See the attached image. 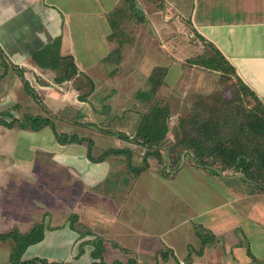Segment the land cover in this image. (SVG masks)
Segmentation results:
<instances>
[{
	"label": "crops",
	"instance_id": "crops-1",
	"mask_svg": "<svg viewBox=\"0 0 264 264\" xmlns=\"http://www.w3.org/2000/svg\"><path fill=\"white\" fill-rule=\"evenodd\" d=\"M159 1V9L154 5V1L152 9L147 10L140 0H0V66L3 68L0 70V77L10 69L20 79V85L25 88L18 89L12 99L4 87L0 86V110L20 108V100L31 99L48 116H51V113L55 116L57 114V119L69 124L92 122L90 119L93 112L94 126L99 127L105 120L101 103H108V109L112 110L118 105L120 93L133 94L139 104L146 101L138 93L147 90L145 80L150 71L158 66L155 63L157 56L161 59L164 55L162 47L166 44L176 51H171L165 56L169 57L171 62L179 61L176 31L178 27L186 25L199 40L202 49L206 44H211L221 52L234 67L236 76L264 105V0H190L189 7L183 6L185 3H182V0ZM165 2L169 4L168 9H165ZM151 30L154 33H151ZM196 33L204 40H200ZM64 57L72 58L77 70L70 78L58 80L65 69L66 60L62 59ZM152 63L155 65L148 71ZM54 85L61 87L62 91L57 90ZM28 88L29 95L26 93ZM59 112L61 113L58 114ZM107 118L112 123L113 116ZM4 119L9 121L12 117L7 116ZM129 119L131 124L136 121L133 115H129ZM46 129L47 126L32 130L16 124L13 127L0 124L1 155L11 158L13 154L16 158H22L25 151L17 152V144L29 143V148L39 146L43 157L39 165L40 170L50 176L47 177L48 183L52 177L59 176L57 182L63 191L66 190L65 196L67 182L71 180L77 196L81 190L91 203L92 196L87 193L90 192L91 183H103L111 172L134 174L129 165H141L140 156L144 155V148L135 142L130 134H127V139L123 138L124 141L119 135L113 136L116 145L112 147L130 150L129 160L126 153H119L109 154L99 161L94 158L109 148L94 155L93 145L88 150L87 142L60 144L54 131ZM36 135L40 137L39 143L34 141ZM28 139L33 140L29 142ZM56 145L60 154L58 156L62 159L59 163L53 161L51 156ZM44 147L50 148V152L45 151ZM33 156V150L26 152V158L32 159ZM147 161L150 163L148 158ZM75 163H80L82 168H77ZM149 167L134 174L131 182H128L129 185L124 186V192H109V195L114 193V197L110 199L120 205L114 210L118 213L116 217L113 210H109L113 215L105 217L104 220L110 222L109 225L103 220L94 222L95 228H105L104 234L108 237V240H104L100 235L93 237L94 240H102L101 257L92 256L95 246L89 241L93 238L80 235L67 221L62 225H50L48 217L49 224L43 222L44 237L29 245L21 259L41 258L51 264H113L119 253L125 252L122 264H240L238 260L228 258V251L223 250V247L227 246L226 243H229L232 249L246 247V254L249 249L254 258V249H264V230L261 228L264 227V196L244 194L239 189L242 184H227L226 179L209 171L207 174L203 168L190 167L189 173L207 176V189L203 186L204 201H210L209 192L216 190L227 199L219 204H210L199 214L195 212L191 215L202 218L195 223L206 220L211 224L218 217V228L223 227L232 232L225 241H220L221 238L219 239L216 233L210 232L203 244L196 233L195 223L187 224V229L182 231L186 219L170 223L173 213L161 212V206L167 203L172 189L170 184L164 182L167 177L152 171V177L155 178L151 184L153 190L148 197L143 198L144 202H139L142 197L140 191H134V187L138 184L141 173ZM30 172L32 171L25 173ZM212 177L214 181L211 180ZM47 187L51 188V183L45 188ZM182 195L184 196V193ZM52 196L54 197V193ZM102 201L98 204L102 203L104 206ZM183 202L187 208V202ZM63 203L64 201L60 205ZM98 204L94 202V206L88 207V212H95ZM0 205L3 203L0 202ZM110 205H114L113 202ZM233 206L238 215L235 218L232 214ZM38 208L34 212L46 219L50 209ZM106 209L108 210L107 207ZM0 211V224L4 225L0 232L17 228H21V233L30 230L29 227L33 224L30 219L33 217L23 216L25 213H31L28 210L25 212L20 208L13 212L10 209L11 214L18 212V215L14 214L12 218L7 216L6 206ZM240 221L241 229L237 227ZM229 222H235L236 225L227 227ZM25 228L29 229L23 230ZM113 228H122L124 236L132 232L133 242L127 241L123 244L115 239L116 235L114 239L107 236ZM241 233L246 238L240 239ZM80 239L82 240L79 241ZM0 243V251L3 249L7 254L6 260H0V264H8L11 242L6 240ZM0 254L4 253L1 251Z\"/></svg>",
	"mask_w": 264,
	"mask_h": 264
},
{
	"label": "rangeland",
	"instance_id": "rangeland-1",
	"mask_svg": "<svg viewBox=\"0 0 264 264\" xmlns=\"http://www.w3.org/2000/svg\"><path fill=\"white\" fill-rule=\"evenodd\" d=\"M140 1L143 5H145L147 10L152 9L151 6L154 1V5H156L157 9L160 7L159 0ZM165 3V9H168L169 4L167 2ZM182 3H185L183 6L189 7L188 3L191 2L190 0H182ZM151 33H154V31L151 30ZM176 36V46L179 50V61L171 62L169 57L165 56V54L169 55L171 51L175 52L176 50L164 44L165 46L162 47L164 50V55L161 57V59H159L157 56V59L155 60V63L162 67L161 70L166 69L165 73H163V78L160 77L161 72L157 70L153 82L149 80V77L145 80V87L147 90H149L152 86L151 84H155L159 79H162L161 84L156 88L151 99L139 104L137 101H135L133 94L120 93L118 105L114 103L116 106H114L112 110L108 109V103H101L103 112H105L104 119L107 122L109 119L107 117L113 116L112 123L109 120L106 123L104 120L103 125L100 124L101 126L99 127L94 126L93 112H91L92 117L90 119L92 122L84 121L82 124H69L68 122L60 121L57 119L56 115V118L51 117L53 125H47L46 130L55 131L57 133L67 131L70 134L75 133L78 136L82 135L93 138L92 153L97 155L116 145L115 138L113 136L118 135V132L124 133L126 135L130 134L134 137L137 124L139 123V114L147 112L149 108L155 104V102L161 103L162 105L166 104L169 107L170 115L167 120L168 132L166 139L163 142V146L164 148L172 149L173 152L177 154L180 151L181 155L176 157L172 156L174 160H171L169 154L165 152V149H162L158 156H148L147 158L150 160L148 166L150 167L141 173L140 180L138 184L135 185L134 191H140L142 198L139 199V202H144L143 198L148 197L150 192L153 190V185L151 184L154 183L155 178L152 177V171L159 173V175L162 177H167V180H164V182L170 184L172 189L169 192V199L167 203L161 206V212L169 211V213H173L170 223L176 220L183 221L186 219V225L181 229L183 231L187 229V224H192V222L195 223L196 221L202 219L201 217H191L193 213L197 212L199 214L200 211L205 210L208 205L219 204L226 198H224V195L217 190L215 192L210 190V201L203 200V186L207 189L208 179L206 178L207 176L203 174L200 175L199 173H189L190 167L196 165L191 154H189L190 151H186L187 149H184V146L178 144L177 138L182 136L179 118L196 112H202L204 115L208 116L209 114L215 113L217 111H223L224 114L228 112L234 114L238 111L240 112L239 118H243L249 110L256 107V103L246 91L239 89L237 79L235 78L234 74L230 73L229 70H215L201 65V62L199 61H201L202 57H208L213 54H211V51H203L204 49H202L201 43L195 36L192 35V32L187 25L186 27H178ZM199 54L201 55L199 56ZM155 63L149 65L148 71L153 68ZM1 69L3 68L0 66V70ZM3 75L4 76L0 77V86H3L10 97L14 99V95L17 93L18 89L23 90L24 87L20 85V79L15 73H13L12 70L7 69ZM92 79L94 80V77ZM26 93L29 95V91L27 92V89ZM19 104L20 108L1 109L0 115L4 118L7 116H11L12 118L17 117L20 120L23 119V116L26 115V113L38 116L46 115L45 111L41 107L37 106L31 99L20 100ZM109 111H111V114H109ZM129 115H133L134 120H136L134 121L135 123L131 124V122H129ZM95 127L98 130L94 129ZM39 138V135H36L34 141L39 143ZM120 139L124 141L123 138L120 137ZM32 140L33 139H28L29 142H32ZM17 148H19L17 150L19 153H21L20 150L25 151L24 155H22V158H16V156L13 154H11V158H9L10 156L1 155L0 151V202L3 203V205H0V209L3 206H6L7 216L10 218H12L14 214L18 215V212L11 214L10 209L13 212L14 210L20 208L24 209L25 212L28 210V212L31 213H25L23 216L25 218L30 216L33 217L30 219V221H33L32 226L41 222L49 224V220H47L49 217L50 225H62L64 221H67V223L72 225V227L75 228L80 235L84 234V236H87V238H93L94 235H100L104 237V240H108V237H105L104 234L106 232L105 228H95L94 222L97 220L105 221L104 219L107 217V215H113V212L110 213L109 210L114 211L119 207L120 204H117L115 200L112 201L110 199V197H114V193L109 195V192L115 190L124 192V186L129 185L134 174L131 172L122 174L120 171L111 172L108 177L105 178L103 183H91V186L89 187L90 192L87 193L92 196L93 201L89 203L88 201H90V199L87 198L85 193L83 194L81 190L77 196L76 189L74 185L71 184V180H68L69 182H67L68 188H66V196L64 195L66 190L63 191V189L58 185L57 181L59 180V176H51L52 179H50V182L48 183L47 177L50 176L47 175L46 172L41 171L39 166L40 161L43 159L42 155L40 154L41 151H39V146L34 145L29 148V143H22L21 145L17 144ZM43 149L50 152V148L44 147ZM28 150H33L34 156L32 159L26 158V152ZM57 150L58 149L56 145L55 150L51 152V156L53 157V161L59 163L62 162V159L59 158L58 155L60 154H58ZM29 154H32V152H29ZM175 155L176 154H174V156ZM49 156L50 155H48V157ZM182 156L183 162L181 163ZM140 157L141 163L144 158L142 155ZM74 165L77 168H82L80 163H75ZM167 166L171 167L170 173L167 172L169 170ZM71 170L72 169H70V171ZM28 171L32 172L26 174L25 172ZM203 171H205V169ZM205 172H207V170ZM225 172H227V175H231V171L228 170ZM240 178L241 177L228 178L227 176H224L223 179H226L227 184H231V182H236L237 186L242 184L241 188L239 187V189L244 194H258L259 196H264V191L258 190L254 184L251 182H246ZM211 180L214 181V178L212 177ZM50 183L51 188H45ZM170 185L168 186L170 187ZM53 193L54 197L52 196ZM183 193L184 196L182 195ZM94 195L96 196L94 197ZM59 196L61 197L58 198ZM70 196L71 198H69ZM101 200H103L102 202L104 206H102V203L98 204V202ZM184 200L187 202V208L183 205ZM58 201L60 203L64 201L63 205L57 203ZM94 202L98 204L97 210H95V212L94 210L88 212V207L94 206ZM112 202L114 205L111 206L110 204ZM243 204L245 205V202H243ZM17 206L19 208H17ZM38 207H42L44 210L48 208L50 209L49 216H46V219L43 218L42 215L38 214V212H34ZM211 207L212 206H210V208ZM114 212L116 217L118 213L116 211ZM232 214L234 218L238 216L235 213V206L232 207ZM105 222L107 225L110 223L107 221ZM99 223L102 224L101 222ZM262 224L264 225V223ZM194 225L196 231L204 235L208 236V233L210 232L214 234L216 233L217 237L219 239L221 238L220 241H225L227 236L232 233L230 230L223 227L218 228L220 227L218 217L214 223L210 224L208 221L204 220L200 223H195ZM235 225V222H229L227 227ZM260 225L261 224H259V226ZM3 226L4 225L0 224V229H3ZM237 227H239V229L242 228V221L238 222ZM29 228H25L23 230ZM261 228L264 230V227L261 226ZM17 229V231H20L19 229L21 228ZM124 233L125 232L122 230V228H113L112 232L107 236H110L112 239H114L113 237L116 235L115 239H118L119 242L123 244L127 243V241L133 242L131 237L132 232L127 233L126 236H124ZM239 238L244 239L246 237L243 233H241ZM81 240L82 239L79 241ZM6 244L10 246V244ZM225 245L227 246H224L223 250L228 251L226 255L229 256L228 258L230 260H238L240 264H264V249H254L256 255V258H254L251 256L252 254L247 255L248 252L246 254V247H240L239 249L234 247V249H232L229 243H226ZM1 248L2 244L0 243V249ZM1 251L4 254H0V260L5 261L7 254L6 252H3V249ZM118 256L119 257L116 258V261H113L114 263L112 262L113 264H122L121 262L125 259V252L119 253Z\"/></svg>",
	"mask_w": 264,
	"mask_h": 264
},
{
	"label": "trees",
	"instance_id": "trees-1",
	"mask_svg": "<svg viewBox=\"0 0 264 264\" xmlns=\"http://www.w3.org/2000/svg\"><path fill=\"white\" fill-rule=\"evenodd\" d=\"M196 35L200 40H204L199 34L196 33ZM203 51H211L213 55L208 56L210 58L202 57L201 61H199L201 65L215 70H229L237 79L239 89L246 91L253 98L256 107L249 110L243 118H239L240 112L238 111L234 114L230 112L224 114L223 111H217L208 116L202 112H196L187 114L185 117L182 116L179 118L182 136L177 138L178 144L184 146V149H187L186 151H190L189 154H191L197 167L204 168L211 174L222 178L228 176L227 172H225L228 170L231 171V175L243 173L244 176L240 179L251 182L258 190L264 191V105L257 95L236 76L234 67L218 49L211 44H206ZM62 59L66 60L65 69L58 80L70 78L77 70L72 58L64 57ZM161 68V66H156L150 71L148 77L151 82H153L157 70L161 72L160 77L163 78V73H165L166 69L161 70ZM161 82L162 79H159L155 84H151L152 86L149 90L141 91L138 95L143 96L146 100L151 99L152 94L155 93ZM28 91L30 92L29 88ZM71 113L73 115V112ZM139 115V123L137 124L133 140L144 148V159L140 166H131L129 161L127 162L130 171L134 172V174L145 170L148 167L147 157L151 155L158 156L162 149H165L171 160H174L172 156L181 155L180 151L177 154L172 149L164 148L163 146L168 132L167 120L170 115L169 107L166 104L162 105L155 102L147 112ZM51 117L56 118L52 113L51 116L47 114L45 116L26 114L22 120L12 118L8 121L0 115V124L6 127H13L16 124L21 128L39 130L43 126L53 125ZM54 134L60 144L87 142L88 150L93 145V140L87 136H78L75 133H57L55 131ZM117 134L124 139L128 137L121 132ZM130 152L128 149L111 148L94 159L100 161L109 154L126 153L127 160H129ZM174 154L176 155L174 156ZM168 168L167 172L170 173L171 167ZM44 228L45 225L41 222L35 224L24 233L16 229L0 232V241L8 240L11 242L8 264H51L41 258L21 259L23 252L29 245L42 240ZM196 233L202 243L205 244L207 235L198 231ZM89 242L95 246L92 256L101 257L103 251L101 238H96L95 240L93 238ZM247 252L249 255L251 254L249 249H247Z\"/></svg>",
	"mask_w": 264,
	"mask_h": 264
},
{
	"label": "water",
	"instance_id": "water-1",
	"mask_svg": "<svg viewBox=\"0 0 264 264\" xmlns=\"http://www.w3.org/2000/svg\"><path fill=\"white\" fill-rule=\"evenodd\" d=\"M183 162V156H182V158H181V163ZM169 166H167V168H168ZM169 169V168H168ZM220 173V172H219ZM244 176V174L243 173H236V174H233V175H228L227 177L228 178H236V177H243Z\"/></svg>",
	"mask_w": 264,
	"mask_h": 264
},
{
	"label": "built area",
	"instance_id": "built-area-1",
	"mask_svg": "<svg viewBox=\"0 0 264 264\" xmlns=\"http://www.w3.org/2000/svg\"><path fill=\"white\" fill-rule=\"evenodd\" d=\"M54 87H55L57 90L62 91V88L59 87L58 85H54Z\"/></svg>",
	"mask_w": 264,
	"mask_h": 264
}]
</instances>
